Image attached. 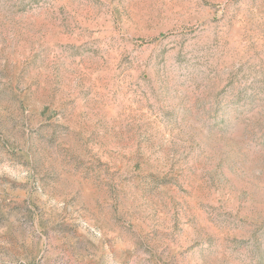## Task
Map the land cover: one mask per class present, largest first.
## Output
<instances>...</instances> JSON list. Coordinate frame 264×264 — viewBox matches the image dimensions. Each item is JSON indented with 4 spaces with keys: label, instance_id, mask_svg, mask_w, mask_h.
<instances>
[{
    "label": "rangeland",
    "instance_id": "374dc122",
    "mask_svg": "<svg viewBox=\"0 0 264 264\" xmlns=\"http://www.w3.org/2000/svg\"><path fill=\"white\" fill-rule=\"evenodd\" d=\"M0 264H264V0H0Z\"/></svg>",
    "mask_w": 264,
    "mask_h": 264
}]
</instances>
